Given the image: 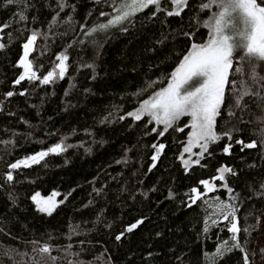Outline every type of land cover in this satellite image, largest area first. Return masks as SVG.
Masks as SVG:
<instances>
[{
  "label": "trees",
  "instance_id": "16d2710c",
  "mask_svg": "<svg viewBox=\"0 0 264 264\" xmlns=\"http://www.w3.org/2000/svg\"><path fill=\"white\" fill-rule=\"evenodd\" d=\"M119 2L66 0L61 11L57 0H0V25H9L0 34V264H34L37 256L54 257L50 264H245V256L248 264L262 262L264 101L247 96L246 107L237 108L229 84L215 125L220 139L187 167V125L180 131L178 121L159 135L163 125L128 115L169 83L192 43L207 41L203 21L214 9L201 10L207 0H189L179 16H168L166 0L162 11L150 7L123 27L89 34ZM34 31L40 35L30 59L39 78L17 85L23 44ZM62 54L64 77L42 84L48 72L58 74ZM242 63L234 60V67ZM257 72L264 75V65ZM243 79L229 76L237 89ZM57 144L66 150L10 168ZM161 144L157 155L153 145ZM223 167L232 169L225 176L230 196L216 179ZM36 194L57 203L51 215L38 211ZM233 208L237 241L228 231L231 216L222 219ZM43 247L50 253H39Z\"/></svg>",
  "mask_w": 264,
  "mask_h": 264
},
{
  "label": "snow or ice",
  "instance_id": "6c2138e0",
  "mask_svg": "<svg viewBox=\"0 0 264 264\" xmlns=\"http://www.w3.org/2000/svg\"><path fill=\"white\" fill-rule=\"evenodd\" d=\"M16 0H7L8 4L15 3ZM173 6L172 10L167 11L168 16H179L181 12L188 6L189 0H168ZM155 6L157 12L164 9L161 8V0H120L114 11L117 13L107 24H100L96 28L91 29L92 32L107 29L109 26L117 25L135 15L137 12ZM57 7L63 11L67 7L66 0H57ZM201 10L214 9L208 20L203 21V26L209 29V37L204 43H192L189 52L184 55L183 60L177 69L171 75V81L167 87L156 92L150 99L143 101L136 112L129 113V116L140 120L142 116H149L151 121H155L158 125H163V131L159 135H163L168 129L178 122L182 117L190 118L191 132L189 135L188 146L184 148V153L192 152V145L198 144L203 151L199 154L201 157L207 151L208 144L215 142L220 137L215 132L217 117L221 114V108L225 103V90L231 84L236 90L235 107L240 108L242 101L247 96H255L258 100L264 101L260 89H264V75L257 72V65H264V0H207L200 5ZM155 14V13H154ZM59 13H57V16ZM103 15V13H102ZM21 21L27 19L23 14L19 16ZM56 17H53L52 23L55 24ZM9 27L8 24L0 25V32L4 28ZM40 33L33 32L23 44L24 54L19 60V65L23 67V74L15 81L19 85L25 79L34 81L38 79L36 71L32 69V63L28 60L32 46L35 44ZM188 35V34H186ZM11 39V36H9ZM5 45L0 43V48ZM67 55L57 57L59 64L58 74L48 72L40 80L42 84L54 82V78L62 79L67 71ZM234 60L243 62L241 66L234 67ZM243 65H247L248 72L245 73ZM240 73L247 75V79L241 80L239 89L236 88L237 81L229 80L230 75ZM12 92H8L7 96L11 97ZM20 95H24L23 92ZM229 115H234L229 112ZM183 131V128L179 129ZM155 131V129H153ZM229 135V134H225ZM229 139L231 136L229 135ZM244 148H255V141L244 143L237 141ZM70 147V145L68 146ZM157 155L164 148L161 144L157 148ZM66 147L57 144L47 151H41L26 159H22L10 165L11 169H18L21 166L29 167L31 163H39L45 156L51 153H59L65 151ZM229 149L226 147L225 152ZM157 157L153 156V160ZM184 165L187 167L190 163H199V159L191 161V158L184 159L181 155ZM220 175L216 179L224 180V173L232 172V169L223 167L218 170ZM7 181L13 180V175L9 172L6 176ZM205 187L211 189L212 185L209 181L201 182ZM264 187V185H262ZM193 192H197L193 189ZM39 194L32 197L37 203L38 211L52 214L55 204L48 200H38ZM195 202V199L193 200ZM222 207H230L223 205ZM235 209L224 214V219L228 220L231 216L230 228L228 229L233 235L231 239L237 241V233L241 231L235 216ZM140 223V222H137ZM137 227L132 224L127 228L131 232ZM207 230V229H206ZM246 231V229H245ZM117 239H120L117 236ZM226 243V242H225ZM233 247H240L239 243H235ZM15 252V249L9 250L7 254ZM39 253L48 254L50 249L43 247L39 249ZM221 254V250H218ZM55 258L51 256H37L34 258V264H50ZM245 264H248L247 256L244 257ZM20 264H23L21 261Z\"/></svg>",
  "mask_w": 264,
  "mask_h": 264
},
{
  "label": "rangeland",
  "instance_id": "374dc122",
  "mask_svg": "<svg viewBox=\"0 0 264 264\" xmlns=\"http://www.w3.org/2000/svg\"><path fill=\"white\" fill-rule=\"evenodd\" d=\"M164 1H166V0H161V7L163 6V2ZM168 1V0H167ZM120 3V2H119ZM119 5V4H118ZM117 5V6H118ZM150 7H153V8H155V6H150ZM150 7H148V8H150ZM148 8H146V9H148ZM172 8H173V6H172ZM172 8H171V10H172ZM146 9H144V10H146ZM143 10V11H144ZM140 12H142V11H140ZM137 13H139V12H137ZM136 13V14H137ZM117 13L115 12V11H113V13L108 17V18H106L101 24H107L108 23V21L113 17V16H115ZM135 14V15H136ZM135 15H133V16H131V17H129L127 20H125V21H123L122 23H120V24H117V25H113V26H109L106 30H113V29H115V28H120V27H123L132 17H134ZM0 34H1V32H0ZM27 42V41H26ZM33 48H34V45L32 46V50H33ZM32 50L30 51V54H29V57H28V60L31 62V59H30V55H31V52H32ZM23 54H24V49H23V51H22V55H21V57L23 56ZM20 57V58H21ZM66 63V62H65ZM179 66V65H178ZM21 68H22V73H21V75L23 74V71H24V69H23V67L21 66ZM32 69H33V66H32ZM177 69V68H176ZM33 71H34V69H33ZM171 81V80H170ZM169 81V82H170ZM168 85V84H167ZM167 85L165 86V87H167ZM164 87V88H165ZM163 89V88H162ZM161 90V89H160ZM159 90V91H160ZM158 92V91H157ZM155 95V94H154ZM154 95H152V96H154ZM152 96H150V97H148V98H145L144 100H142V102L134 109V110H132L130 113H132V112H136L138 109H139V107H140V105L143 103V101H145V100H148V99H150ZM146 116V115H145ZM143 117V116H142ZM134 118V117H133ZM179 121H181V123L179 124V128H183L184 126H186V125H190V118L189 117H187V116H185V117H182ZM215 130V129H214ZM190 132H191V129H190V127H189V132H188V139H187V142H186V144H185V147L186 146H188V141H189V135H190ZM208 146H209V144H208ZM184 147V148H185ZM47 150H49V149H43V150H40L39 152H41V151H47ZM203 151V149L198 145V144H193L192 145V152L191 153H186L187 155H185L184 156V159H189V157L191 158V161H195V160H197L199 157H200V153ZM39 152H37V153H39ZM37 153H35V154H37ZM49 153H51V152H49ZM205 153V152H204ZM35 154H32V155H35ZM32 155H30V156H32ZM30 156H28V157H30ZM28 157H25L24 159H26V158H28ZM182 162H183V160H182ZM29 164L30 165H32V164H35V163H31L30 161H29ZM184 164V163H183ZM191 165V163L188 165V166H190ZM43 200H47V199H42L41 201H43ZM52 203H55L54 201H51ZM55 205H57V203L55 204ZM222 219H224V216H222ZM258 241H259V245H264V214H263V220H262V223H261V233H260V235L258 236ZM253 264H264V260L262 261V262H259L258 260H255L254 262H253Z\"/></svg>",
  "mask_w": 264,
  "mask_h": 264
},
{
  "label": "water",
  "instance_id": "95a60500",
  "mask_svg": "<svg viewBox=\"0 0 264 264\" xmlns=\"http://www.w3.org/2000/svg\"><path fill=\"white\" fill-rule=\"evenodd\" d=\"M156 154H157V149H156ZM226 176V173H224V177ZM220 189L226 190L228 196H230L233 193V188L228 184L226 178H224V181L222 185L219 187Z\"/></svg>",
  "mask_w": 264,
  "mask_h": 264
}]
</instances>
